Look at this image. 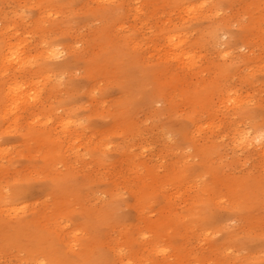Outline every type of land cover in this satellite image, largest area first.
Here are the masks:
<instances>
[{"label":"rangeland","instance_id":"rangeland-1","mask_svg":"<svg viewBox=\"0 0 264 264\" xmlns=\"http://www.w3.org/2000/svg\"><path fill=\"white\" fill-rule=\"evenodd\" d=\"M187 7H195V10L188 11ZM202 15H208V18ZM210 20L228 23L225 27L215 25L219 35L217 39L211 43L203 40L202 47L195 49L191 60L198 72L194 73L187 65L181 70L178 62L164 55V31L170 30L172 34L176 28L190 38L197 37L191 28L204 27ZM252 22L256 28L251 39L260 33L262 40H252L247 48L241 47L240 41L233 45L242 67L238 75L244 82L240 83L238 75L231 77L218 71L220 65L229 66L231 63L232 51L230 56H224L221 50ZM104 39L106 44L102 45ZM5 44L13 45L16 52L23 50L38 57L46 46H56L61 54L55 63L63 65L50 74V82L47 80L52 86L58 81V88L53 91L40 89L38 106L46 105L47 109L36 118L32 120L30 116L36 107L25 106L21 120L14 124L10 118H3L1 113L4 110L0 109V186L7 194L22 186L31 189V193L26 192L16 200L13 209L23 214L12 212L8 220L15 222L13 218L50 208L54 203L56 177L69 172L70 168L65 167L59 158L54 161V167L37 173L36 166L32 165L39 158H30V154L37 155L38 152L31 150L27 154V145L22 139L26 130L34 126L32 121L38 120L35 124L47 121V129L52 130L55 139L64 140L58 124L66 117L67 107L72 109L70 115L78 119L81 127L78 129L80 134L71 140L70 145L63 143L64 156L69 155L72 160V174L60 183L61 191L58 192L68 194L67 201L72 204L76 196L69 195L68 191L77 189L86 197L88 209H102L98 214H88L87 221L94 224L97 231L95 240L100 239L99 228H103L107 221H122L126 227L117 232L111 226L106 227L105 236L146 232L143 223L133 227L138 205L135 191L143 184L152 189L159 184L162 186L161 195L152 192L151 197H157L140 206L143 217L153 220L156 218L157 199L182 206L206 185L210 188L204 193L205 202L216 194L220 197V205L225 206L230 192L226 185L212 182L214 171L225 177L243 176L250 171L264 180V147L260 146V152L257 148L241 151L231 144L233 129L244 127L246 123L232 118L230 112L233 109L229 103H221L224 98L217 91L227 82L235 83L244 102H249L258 111H253V115L260 118V126L264 128V0H184L183 5L173 0H0V46ZM97 54L104 58L103 62L97 61L99 66L102 63V69L87 76L85 68L93 66ZM144 63L157 67L169 64L171 74L163 76L148 72ZM21 71L26 72L27 68L24 66ZM12 73V69L6 75L0 73V85L10 80H22L20 77L15 79ZM199 90L204 94L209 92L208 111L187 100V96ZM225 97L229 100L228 96ZM114 106L121 111L118 122L111 114ZM180 127L192 129L201 139L212 136L219 142L223 166L215 169L199 166V155L187 160L190 161L187 169L180 165L183 163L181 152L192 151L187 147L189 142L183 144L180 141L177 131ZM5 128L8 133L2 131ZM102 141H106L110 153L117 151L111 155L114 160H108L113 163L98 168L88 153ZM30 145L34 146L32 142ZM126 146L130 154H118L123 153ZM232 159L235 161L230 164ZM132 160L136 161V169L133 170L139 171L140 177L126 167L132 164ZM111 165L116 168L123 166V171L115 170ZM148 166L157 181L148 175ZM17 174L24 177L20 183L14 180ZM118 175H122L123 181L118 180L115 186L109 184ZM170 175L175 179L170 180ZM260 194L256 200L240 204L236 215L231 214L224 221V228L218 227L221 218L202 226L196 220L184 219L180 230L174 226L168 228V238L152 249L151 254L123 248V260L119 264H134L143 257L148 259L142 264H159L163 258L168 260V264H217L216 259L221 255L212 251V243H220L227 233L233 232L235 237L226 240L229 244L223 246L224 252L235 251L232 254L238 255L237 263L255 264L254 259L257 258L260 264H264V192ZM108 206L110 210H106ZM75 208L73 215L68 212L58 217L55 231L60 239L50 248L56 255L67 256L77 252L73 244L84 237L80 206ZM216 227L204 234L205 229ZM145 236L153 239V230L147 231ZM110 256L109 247L94 245L82 259L77 258L75 264H101V260L110 259ZM19 258H24L23 253L0 237V264H24ZM39 258L43 259V256ZM226 258L227 261L232 260Z\"/></svg>","mask_w":264,"mask_h":264},{"label":"bare ground","instance_id":"bare-ground-1","mask_svg":"<svg viewBox=\"0 0 264 264\" xmlns=\"http://www.w3.org/2000/svg\"><path fill=\"white\" fill-rule=\"evenodd\" d=\"M173 2L179 3V5L184 4V0L182 3L181 0H173ZM186 10L194 11L195 7H187ZM207 16L208 15H202L201 17L208 18ZM227 23L228 22L224 20L218 22L210 20L204 27L191 28V31L198 34L197 37L191 35V38L182 34V32L176 28H173L176 31L172 34H170V30L164 31L163 34H165L164 37H166V52L164 55L178 62L181 70L187 65L188 69L197 73L198 71L195 63L191 60L195 53V49L202 47L203 43L201 42L203 40L204 42L206 40L211 43V41L217 39L216 37L219 35L216 33V30H218L216 29V26L225 27L227 26ZM172 26L175 27L176 25L172 23ZM255 28L256 25L254 22L248 26H244V32L232 41L227 42L226 48L221 50V54L224 56H230L232 51L230 65H220L218 68V71L221 74L227 76L230 75L232 77L237 76L238 72L242 70L241 65L237 61V54L233 50V45L240 41L241 47L243 46L247 48L252 44V40H262L260 33L255 34L251 39V35L253 34L252 31ZM223 35H226V33ZM108 40H111V37H108ZM105 41L106 39L103 40L102 45L106 44ZM113 46L114 44H111V47ZM60 54L61 52H59L56 46H46L40 57L26 54L23 50L16 52L13 45L5 44L4 47L0 46L1 75H6L12 69V72L14 71L16 75L14 73L11 75L15 79H18V77L22 78L20 82L10 80L8 83L0 85V109L4 110V112L1 113L4 119L10 118L9 120L14 124H18L21 120L23 110L26 108L25 106L36 107V110L32 111L30 114L32 120L36 118L40 112H44L47 109L46 105L41 107L38 106L40 99H37V97L42 87L47 91H53L58 88L60 84L58 81H55L53 86L51 83L48 84V81L50 82V74L57 72L59 68H63V65L55 63V59L58 58ZM97 56V60L94 61L95 63L92 67L86 66L87 68H85V70L87 71V76L102 69V63L99 66L97 61L103 62L104 58L99 54H97ZM144 64L147 67L148 72L154 71L163 76L171 74L169 64H162L160 67L154 66V64H150L149 66L148 63ZM24 66L27 68L26 72L21 71ZM241 77V75H238L240 83L244 82V80H241ZM42 78L46 79V81L41 82L40 79ZM234 78L237 79L236 77ZM72 86L75 85L73 84ZM217 91H219L224 98L221 103H229V107L233 109L232 112H230V115H233L232 118L236 121L242 120L246 123L244 127L233 129L231 134V144L235 146L237 150L249 151L251 148H257L260 152V146L264 147V128L263 126H260V118H256L253 115V111H258L254 109L249 102H244V97L235 83L227 82L222 87H219ZM208 94L209 92L204 94L199 90L195 94L187 96V100H190L192 103H195L194 105H199L201 108L208 111L210 104L207 99ZM225 96H228L229 100H227ZM116 106H114L111 114H114L113 117L118 122V116L121 111L120 108H116ZM71 110L70 107H67L66 117L60 119L58 124L63 132L64 140L60 141L58 138L55 139L56 137L51 133L52 130L47 129V121L39 125L35 124V122H39L38 120L32 121L35 127L31 126L27 129L22 139L23 143L27 145L25 148L27 154L31 153V150L38 152L37 155L30 154V158H34L35 156L39 158V161L32 165V167L36 166L37 173L44 169L54 167L56 164L54 161H57L59 158L62 159L65 167L70 168L69 172L56 177L54 187L57 191H54L55 200L52 206L46 209H37L26 216L23 215L18 218H13L16 221L12 222L8 220V218L11 219L9 214H12V212H14L15 215L23 214H18L13 210L16 206V200H19L20 197L26 195V192L31 193V189L27 187L25 188L21 185L24 189L21 187L13 188L10 193L7 194L3 191V186H0V237L5 240L6 244L15 246L18 252L23 253L24 258H19V260L22 259L24 264H75L77 258L82 259L83 255L87 251H91L94 245H103L110 248V259L101 260V264H119V261L121 262L123 260V248L132 249L136 253L140 250H144L148 254H151L153 252L152 249H155L163 239L168 238L166 234L168 228L174 226L180 230L183 226L184 219L196 220L202 226L203 223L206 225L207 223L216 221L217 218H221L218 227L224 228V221L227 220L231 214L236 215L237 210L240 209V204L244 205L249 203V201L256 200L258 195L264 192V180H261L259 176L254 175L250 171L243 176L228 175L227 177L219 171H214L212 182L215 185H226L230 192L226 198L227 203L225 206L220 205V197L216 194H214L212 199L205 202L206 197L204 196V193L210 188V185H206L201 187V189L197 191L191 199H188V202L185 201L182 206L170 204L162 199H157L156 218L152 220L143 217V208L140 206H142L147 200H151V198L161 195L162 186L159 184L152 189V187L143 184L137 191H135L136 197L138 195L136 203L139 206L135 204L137 207V215L135 216L133 227L137 226L139 223H143L146 227V232L150 231V229L153 230V239H147L148 237L145 236L146 232H142V234L128 232L125 235L120 236L110 234L105 236L104 228L106 227L111 226L114 228L113 231L115 230L116 232L118 230L122 231V229L126 227V224L122 223V221H117L115 223L107 221L103 228H99L98 232L100 233V239L95 240V233L97 231L94 230L95 225L87 221L89 219L88 214H98L102 209H88V205L85 204L87 201L86 197H84L82 193H78L77 189L74 191H68L69 195L74 194L76 196V199L72 204L67 201L68 194L58 192L61 191V187H59L60 183L67 178H70L72 174V160H70L69 155L64 156L63 143L69 144L76 135L80 134L78 129L81 127V124L78 122V119H75L70 115ZM2 131L4 133L9 132L7 128ZM177 131L179 132L180 141L183 144L189 142L187 147L192 150L191 152H181L183 163L180 165L187 169V167H190V161L187 160L199 155V166L204 165L207 169H215L223 166L221 149L218 144L219 142H217L212 136L201 139L200 136L196 137L192 129L188 130L186 127H180ZM31 142L34 146L30 145ZM89 146L91 147L92 145L90 144ZM85 149L88 150L86 147ZM115 151L110 153L106 141H102L96 145L94 149L90 150L88 154L91 156V159L95 160L98 164V168H101L113 163L108 162V160H114L111 155ZM127 152L130 154L129 147L126 146L124 147L123 153L118 152V154L124 156ZM262 152L264 153V150ZM234 161L235 160L232 159L230 164ZM116 162L122 163L121 161ZM131 163L132 164H127L128 166L126 165V167L129 168V170L134 171L136 177H140L141 173L137 170H133L136 169V161L132 160ZM111 166L115 170L123 171V169H121L123 166L117 168L114 165ZM146 169L149 173L148 175L157 181V177L154 176L151 168L148 166ZM121 177L122 175L113 177L109 184L112 186L117 185L118 180L120 182L123 181L121 180ZM169 178L170 180L175 179L173 175H170ZM14 180L15 182L20 183L19 181H23L24 177L17 174ZM193 181L195 182V180ZM154 191V195L157 196L151 197V194ZM102 193L106 194V191H102ZM111 194L113 195L114 193L111 191ZM115 201L116 199L114 200V203ZM77 206H80L79 213L82 215V224L85 228L84 237L73 244V247H77V252L71 253L67 256H63V254L56 255V252L50 250V248L54 247L57 243V239H60V236L55 231V225L59 224L58 217L61 213L66 214L68 212L73 215V211H76L75 207ZM110 206H108L106 210H110ZM215 229H217V227L212 229L207 228L204 230V234ZM232 236L235 237L234 232L227 233L225 237L220 240V243H212V251L221 255L216 259L217 264H242L237 263L238 255L232 254L235 251L228 253L224 252L225 249L223 246L229 244L226 240ZM71 252L74 251L71 250ZM41 255L43 256V259L39 258ZM226 257L231 258L232 260L227 261ZM146 259H148V257H143L141 261L135 262L134 264H142ZM254 260L255 264H260L259 259L255 258ZM159 264H168V260L163 258Z\"/></svg>","mask_w":264,"mask_h":264}]
</instances>
